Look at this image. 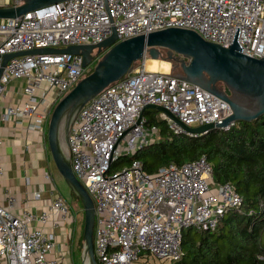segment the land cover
<instances>
[{
  "label": "built area",
  "instance_id": "1",
  "mask_svg": "<svg viewBox=\"0 0 264 264\" xmlns=\"http://www.w3.org/2000/svg\"><path fill=\"white\" fill-rule=\"evenodd\" d=\"M21 3L0 0V6ZM238 25L241 51L263 57L264 0H64L1 17L0 64L7 53L98 43L113 31L119 41L172 26L193 29L209 41L229 46ZM90 65H83L81 54L70 52L10 58L0 76V101L15 78L26 80L27 99L7 105L1 118L30 120L31 129L44 133L55 105L92 70ZM149 104L164 106L190 126L219 123L232 113L228 101L176 73L149 70L145 62L76 110L67 156L95 203L99 264H148L150 255L172 263L183 255L184 229L216 230L228 210L244 203L230 182L214 181L213 162L204 155L182 164L172 162L153 173L139 159L113 168L121 157H133L155 140L157 126L149 125L145 113ZM164 116L173 132L200 135ZM3 174L0 158V178ZM14 203L15 196L0 189V264H68L65 253L57 251L55 232L43 227L57 212L63 221L71 217L76 222L67 200L57 195L41 213L29 208L17 213Z\"/></svg>",
  "mask_w": 264,
  "mask_h": 264
},
{
  "label": "water",
  "instance_id": "2",
  "mask_svg": "<svg viewBox=\"0 0 264 264\" xmlns=\"http://www.w3.org/2000/svg\"><path fill=\"white\" fill-rule=\"evenodd\" d=\"M64 0H22L16 6H0V18L16 17L26 12L48 7ZM238 25L232 44L224 46L209 41L197 31L184 27H166L119 40L116 31L98 43L71 44L65 47H40L7 53L0 64V76L7 61L28 53L70 52L83 56V65L96 61L93 69L67 92L55 105L48 125V144L52 158L66 181L70 184L84 209V255L89 264H99L94 248L95 203L76 176L61 143V128L67 142L73 113L96 96L110 83L131 72L136 63L152 58L169 60L179 66L177 77L197 84L229 102L232 113L219 123L198 126L183 124L177 116L162 105L149 104L170 116L187 132L205 134L213 128H225L232 121H252L264 114V56L255 57L241 50ZM164 50L165 53L164 54ZM175 62L177 64H175ZM222 82L228 91L221 89ZM83 260V264L86 263Z\"/></svg>",
  "mask_w": 264,
  "mask_h": 264
},
{
  "label": "trees",
  "instance_id": "3",
  "mask_svg": "<svg viewBox=\"0 0 264 264\" xmlns=\"http://www.w3.org/2000/svg\"><path fill=\"white\" fill-rule=\"evenodd\" d=\"M157 111L145 110L149 125L157 126L155 140L133 157H121L127 164L139 159L153 173L204 155L213 162L214 181L230 182L244 197L241 208L228 210L216 230H196L191 236L184 229L183 255L170 264H264V114L191 136L173 132L165 119L154 115ZM119 162L113 168L122 166Z\"/></svg>",
  "mask_w": 264,
  "mask_h": 264
},
{
  "label": "crops",
  "instance_id": "4",
  "mask_svg": "<svg viewBox=\"0 0 264 264\" xmlns=\"http://www.w3.org/2000/svg\"><path fill=\"white\" fill-rule=\"evenodd\" d=\"M25 84L26 80L23 78L11 80L0 101L2 105L0 110V158L4 166V174L0 178V189L15 196V212L20 213L22 209L29 208L41 213L49 209L57 195H62L55 190L52 180L46 177L50 169L48 160L52 157L48 152V128L46 127V131L41 133L30 128V120H3L1 118V112L6 109L7 105L24 104L27 99V95L23 92ZM47 176L49 177L48 174ZM37 192L40 196H36ZM4 202H8L6 198ZM71 204L74 210L71 213L76 216L77 226L76 222H72L71 217L63 221L58 212L51 214L48 222L43 224L46 230L55 232L57 251L65 253L67 260L76 227L80 232L84 216L83 205L79 198ZM33 225L41 226L42 224L34 222ZM77 241L80 242L84 255L81 233L77 234Z\"/></svg>",
  "mask_w": 264,
  "mask_h": 264
},
{
  "label": "rangeland",
  "instance_id": "5",
  "mask_svg": "<svg viewBox=\"0 0 264 264\" xmlns=\"http://www.w3.org/2000/svg\"><path fill=\"white\" fill-rule=\"evenodd\" d=\"M164 54L165 53V50H164ZM149 56L146 58L148 59ZM145 62V61H144ZM171 63V62H170ZM96 64V61H94L90 67L93 68ZM143 64V62L139 61L136 63V67L138 65H141ZM175 64H177L175 62ZM162 71V70H160ZM163 72H170V73H180L181 72V69L179 66L177 67H173L172 64L170 66V70L169 71H163ZM158 110V109H157ZM154 115H156V117L158 119H164V113L161 112L160 110H158L156 113H154ZM48 125L47 124V128H48ZM48 152H49V155L51 156L50 154V150L48 148ZM125 157V156H124ZM53 158L50 157V159L48 160V164H49V173H47L49 175V177L47 176L46 174V177L48 178V180H52L53 182V185L55 186V190L62 194L68 204H69V207H70V210L72 211L73 210V207H72V203H75V201L78 199L77 195H73V189L72 187L70 186V184L66 181V179L64 178V176L60 173V171L58 170L56 164L54 163V161L52 160ZM127 158H121L120 160H118L119 162V165H124V164H127ZM75 207V206H74ZM74 211V210H73ZM82 225H81V229H80V232H78L77 228L76 227V232L74 233V241H73V244H72V248H71V252H70V255H69V258H68V264H83V260L86 261L87 259V255H83V250H82V246L80 244V242L77 241V234L79 233H82L83 232V229H84V216L82 218ZM76 226H77V221H76ZM190 229L191 231V236H194L195 233H196V229L195 228H186V230ZM76 238V239H75ZM70 243H71V240L69 239ZM82 242V245L84 246V240L81 241ZM148 264H170V262L168 260H161L159 258H155L153 256H149V259H148Z\"/></svg>",
  "mask_w": 264,
  "mask_h": 264
},
{
  "label": "bare ground",
  "instance_id": "6",
  "mask_svg": "<svg viewBox=\"0 0 264 264\" xmlns=\"http://www.w3.org/2000/svg\"><path fill=\"white\" fill-rule=\"evenodd\" d=\"M145 66L149 70L169 71L170 70L171 63H170L169 60H165V59H161V58L158 59V58L149 57L148 59H145ZM61 143H62V147L64 149V152L67 155L68 154V151H67V142L65 140V131H64L63 126L61 128ZM85 264H89V261L87 260Z\"/></svg>",
  "mask_w": 264,
  "mask_h": 264
},
{
  "label": "flooded vegetation",
  "instance_id": "7",
  "mask_svg": "<svg viewBox=\"0 0 264 264\" xmlns=\"http://www.w3.org/2000/svg\"><path fill=\"white\" fill-rule=\"evenodd\" d=\"M218 86H219L221 89H223V90H225V91L229 92V91L227 90V87L225 86V84H224V83H222V82H219V83H218Z\"/></svg>",
  "mask_w": 264,
  "mask_h": 264
}]
</instances>
